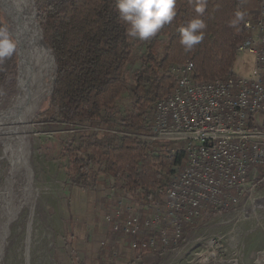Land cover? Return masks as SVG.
<instances>
[{
    "label": "trees",
    "instance_id": "obj_1",
    "mask_svg": "<svg viewBox=\"0 0 264 264\" xmlns=\"http://www.w3.org/2000/svg\"><path fill=\"white\" fill-rule=\"evenodd\" d=\"M115 2L43 0L38 5L36 22L56 67L44 113L52 122L88 123L100 130L94 134L89 128L63 145L66 175L72 184H101L118 197L161 205L175 175L172 166H178L182 158L166 155L170 144L144 146L134 137L115 139L106 129L117 128L121 122L129 131L130 125L141 124L143 115L152 119L156 102L172 89L173 82L166 75L170 65L192 62L197 79L227 76L244 36L246 9L239 0H206L205 13L198 17L206 24L204 38L185 51L179 44V28L197 18L194 0H176L173 21L148 41L126 35L127 25L119 19ZM237 12L243 13V19L233 25ZM139 41L141 53L136 55L133 48ZM16 56L17 50L0 61V84L16 76ZM136 61L139 69L126 79V66ZM124 93H128L129 106L119 105ZM115 115L118 119L111 121Z\"/></svg>",
    "mask_w": 264,
    "mask_h": 264
},
{
    "label": "built area",
    "instance_id": "obj_2",
    "mask_svg": "<svg viewBox=\"0 0 264 264\" xmlns=\"http://www.w3.org/2000/svg\"><path fill=\"white\" fill-rule=\"evenodd\" d=\"M239 1L254 4L236 47V56L253 57L251 76L237 77L231 70L224 77L197 79L192 62L170 65L166 75L173 86L156 102L152 119L143 115L141 124L130 125L129 131L121 122L106 129L115 139L134 137L144 146L170 144L166 155L182 158L172 166L175 175L165 188L163 204L148 206L119 197L105 215L110 233L127 241L132 251L159 245L157 255L173 252L171 247L186 243L204 216L220 217L233 209L243 215L242 209L259 200L264 184V0ZM144 233L151 236L140 238Z\"/></svg>",
    "mask_w": 264,
    "mask_h": 264
},
{
    "label": "rangeland",
    "instance_id": "obj_3",
    "mask_svg": "<svg viewBox=\"0 0 264 264\" xmlns=\"http://www.w3.org/2000/svg\"><path fill=\"white\" fill-rule=\"evenodd\" d=\"M30 1L36 20L37 7L43 0ZM247 4H243L246 13L254 9V4ZM0 24L5 27L1 15ZM141 44H134L136 55L141 53ZM19 62L16 56V76L0 84V115L16 101ZM139 67L137 61L128 64L125 78L129 79ZM53 70L50 91L55 63ZM232 70L237 77L251 76L253 57L248 53L237 55ZM50 94L33 117L29 134L34 192L19 205L15 221L8 226L0 264H264V198L242 209L243 215L233 209L237 212L204 216L196 223L195 231H189L186 243L171 247L173 252L148 257L147 253L141 256L130 250L124 239L113 236L104 224L105 215L116 206L119 197L111 196L101 184H72L66 175L68 159L63 145L93 126L52 122L44 113ZM119 105L129 106L128 93L122 95ZM116 119L118 116H112L111 121ZM2 150L0 144V157ZM7 171L6 161L0 160V189ZM97 180L101 183L103 178L99 176ZM103 241L106 245L102 248Z\"/></svg>",
    "mask_w": 264,
    "mask_h": 264
},
{
    "label": "bare ground",
    "instance_id": "obj_4",
    "mask_svg": "<svg viewBox=\"0 0 264 264\" xmlns=\"http://www.w3.org/2000/svg\"><path fill=\"white\" fill-rule=\"evenodd\" d=\"M31 10L30 0H0V15L17 44L18 62L20 57L16 101L0 115V160L8 165L0 189V257L8 226L15 221L19 205L34 192L29 134L33 117L50 93L54 72L53 57L43 43Z\"/></svg>",
    "mask_w": 264,
    "mask_h": 264
},
{
    "label": "clouds",
    "instance_id": "obj_5",
    "mask_svg": "<svg viewBox=\"0 0 264 264\" xmlns=\"http://www.w3.org/2000/svg\"><path fill=\"white\" fill-rule=\"evenodd\" d=\"M176 0H116L115 10L126 25V35L132 39L148 41L162 26L169 24L176 16ZM194 12L197 18L191 19L179 28V44L185 51L192 50L204 38L206 24L199 16L206 10V0H194ZM243 19V13L237 12L232 24ZM17 50V44L6 28L0 27V61L11 58Z\"/></svg>",
    "mask_w": 264,
    "mask_h": 264
},
{
    "label": "crops",
    "instance_id": "obj_6",
    "mask_svg": "<svg viewBox=\"0 0 264 264\" xmlns=\"http://www.w3.org/2000/svg\"><path fill=\"white\" fill-rule=\"evenodd\" d=\"M253 5V3H248L247 5ZM253 9V8H252ZM251 10V9H249ZM264 185V184H263ZM258 197H259V201L260 200H263L264 198V187H260L259 188V192H258ZM151 235L149 233H144L140 238H144V239H147V237H150ZM125 245L127 244V241L126 243H124ZM159 250V245L157 246L156 250H143V251H137V253H139L141 256L144 255L145 253L149 254L150 256L148 257H151L153 255H156V251Z\"/></svg>",
    "mask_w": 264,
    "mask_h": 264
},
{
    "label": "water",
    "instance_id": "obj_7",
    "mask_svg": "<svg viewBox=\"0 0 264 264\" xmlns=\"http://www.w3.org/2000/svg\"><path fill=\"white\" fill-rule=\"evenodd\" d=\"M34 21H35V23H36L35 17H34ZM36 25H37V27H39V25H38L37 23H36ZM4 28H6V27H4ZM6 29H7V28H6ZM39 29H40V27H39ZM40 34H41V36H42L41 29H40ZM42 40H43V36H42ZM43 43H44L45 46H47V45L45 44L44 40H43ZM48 50L51 52V55H52V57H53V61H54V63H55V59H54V56H53L52 51H51L49 48H48ZM55 69H56V67H55ZM50 93H51V91H50Z\"/></svg>",
    "mask_w": 264,
    "mask_h": 264
}]
</instances>
